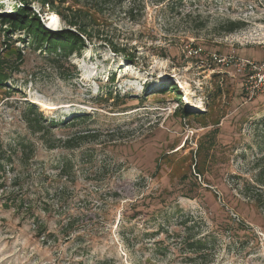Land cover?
Masks as SVG:
<instances>
[{
    "label": "rangeland",
    "instance_id": "1",
    "mask_svg": "<svg viewBox=\"0 0 264 264\" xmlns=\"http://www.w3.org/2000/svg\"><path fill=\"white\" fill-rule=\"evenodd\" d=\"M19 7L0 0V58L17 69L0 83V264H264V96L245 101L207 57L264 60V0H30L48 31H76L72 12L88 24L65 77L26 32L6 39ZM30 103L57 121L44 135ZM210 233L198 262L186 241Z\"/></svg>",
    "mask_w": 264,
    "mask_h": 264
},
{
    "label": "trees",
    "instance_id": "2",
    "mask_svg": "<svg viewBox=\"0 0 264 264\" xmlns=\"http://www.w3.org/2000/svg\"><path fill=\"white\" fill-rule=\"evenodd\" d=\"M19 1L21 3V7H19L17 13L14 16H3L1 20L8 27H6V30L3 31L4 34H6V39L9 40V28L14 31L20 30L26 32L31 39V45H34L36 49L45 53L46 56H44V58L53 68H55L59 73L63 74L64 77L66 75H70L71 71H68V69L64 68L65 61H67V59L74 53H80L81 49L84 47L85 38L91 37L90 31L87 29L88 24L86 23L84 17H82V15H76L74 12H72L71 15H62L64 22L67 23L69 27H75L76 31L61 29L58 32H51L45 29L39 17L36 16V14L31 11V9L27 8V4H30V0ZM35 1L41 3L42 5L47 4L51 8H54L55 0H31V2ZM165 1L171 2V0H155L156 3H163ZM241 26H243V23L240 21L229 22L226 27V31L228 33H232ZM113 48L114 50H117L115 47ZM3 60V58H0V83H5L6 80L10 79L11 70H17L12 65L7 64ZM170 91H172L173 94L180 96L178 94V88L176 85H173ZM109 95H111V92H109ZM118 98V95L110 97V99H113L114 102ZM101 101L102 100L99 98L96 99V102L98 103ZM90 117L91 116L87 114L74 116L72 122L68 124L73 125L75 120H77V123L85 122ZM24 119L26 120L28 128L32 133H39L41 135L46 134L49 131L48 129L55 126L57 122L51 121L46 124L42 118V114L38 112L35 106L31 103L24 112ZM260 123L264 128V118L261 119ZM74 140L75 139L69 137L67 139H63L60 142H62V145L65 148H72L75 146L73 144ZM54 146L55 145H49V148H54ZM256 181L264 185V168L260 173H258ZM247 185L246 191H252L255 189L254 186H251L248 183ZM215 240L216 236L212 233L208 235L198 234L194 237H190V239L186 241V244L191 249V252L194 253V259H196L198 262H203L206 260L205 254L208 253L210 249L212 250L211 244H213Z\"/></svg>",
    "mask_w": 264,
    "mask_h": 264
},
{
    "label": "built area",
    "instance_id": "3",
    "mask_svg": "<svg viewBox=\"0 0 264 264\" xmlns=\"http://www.w3.org/2000/svg\"><path fill=\"white\" fill-rule=\"evenodd\" d=\"M184 51L187 56L201 55L200 47L186 45ZM208 59L215 65L232 68L242 78V93L245 101H252L257 96H264V60H243L234 55L224 56L210 53Z\"/></svg>",
    "mask_w": 264,
    "mask_h": 264
},
{
    "label": "bare ground",
    "instance_id": "4",
    "mask_svg": "<svg viewBox=\"0 0 264 264\" xmlns=\"http://www.w3.org/2000/svg\"><path fill=\"white\" fill-rule=\"evenodd\" d=\"M37 102H38V101H37ZM39 103H40V102H39ZM41 106L44 107V109H46V110L50 109L49 106H46V105H44V104H41Z\"/></svg>",
    "mask_w": 264,
    "mask_h": 264
}]
</instances>
